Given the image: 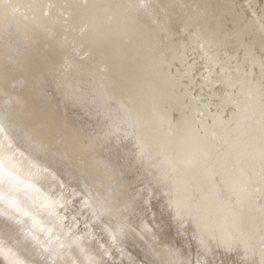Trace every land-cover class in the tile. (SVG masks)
Here are the masks:
<instances>
[{
  "label": "bare ground",
  "instance_id": "obj_1",
  "mask_svg": "<svg viewBox=\"0 0 264 264\" xmlns=\"http://www.w3.org/2000/svg\"><path fill=\"white\" fill-rule=\"evenodd\" d=\"M220 260L264 264V0H0V264Z\"/></svg>",
  "mask_w": 264,
  "mask_h": 264
},
{
  "label": "water",
  "instance_id": "obj_2",
  "mask_svg": "<svg viewBox=\"0 0 264 264\" xmlns=\"http://www.w3.org/2000/svg\"><path fill=\"white\" fill-rule=\"evenodd\" d=\"M25 9V8H24ZM89 52H91V51H89ZM104 68H105V66H104ZM103 68V69H104ZM106 70V69H105ZM175 73V72H174ZM183 77V76H182ZM208 81H209V79H208ZM221 109H223V108H221ZM224 113V110H222V112H221V114H220V117H224V116H222V114Z\"/></svg>",
  "mask_w": 264,
  "mask_h": 264
},
{
  "label": "rangeland",
  "instance_id": "obj_3",
  "mask_svg": "<svg viewBox=\"0 0 264 264\" xmlns=\"http://www.w3.org/2000/svg\"><path fill=\"white\" fill-rule=\"evenodd\" d=\"M142 181V180H141ZM225 262H227V257L225 256ZM220 264H222V261L220 260Z\"/></svg>",
  "mask_w": 264,
  "mask_h": 264
}]
</instances>
